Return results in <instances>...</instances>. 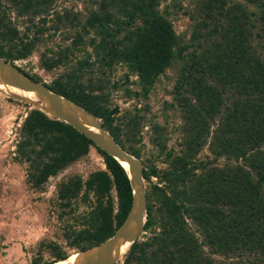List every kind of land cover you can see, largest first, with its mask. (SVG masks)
<instances>
[{
    "label": "trees",
    "instance_id": "1",
    "mask_svg": "<svg viewBox=\"0 0 264 264\" xmlns=\"http://www.w3.org/2000/svg\"><path fill=\"white\" fill-rule=\"evenodd\" d=\"M7 1L10 11L19 17H29L32 25L27 32L37 27L35 19L46 15L55 3V0ZM246 1L249 7L230 0H201V10L206 11V19L213 23L210 29L212 24L206 25L211 44L207 42L202 46L203 54L197 59L195 55L193 63L184 68L179 82L181 89L178 88L176 94L178 105L190 123L187 152L206 142L211 126L222 116L213 141V145L219 144L216 154L250 159L253 173L242 171L240 177L231 178L208 174L198 180L201 184L197 189L187 193L186 184L191 179L188 163L182 160L180 168L175 170L173 183L176 192L181 182L183 196L174 191L176 197L164 195L158 216L161 232L150 242L133 244L125 264H214L212 256L220 253L226 244L222 233L228 230H233V235L243 234V242L257 244L264 250V61L249 45L251 32L257 26L258 12L264 21V0ZM158 7L159 0H102L81 26V32L75 35L77 46L94 48L95 63L79 62L77 70L72 69L47 85L51 91L101 119L103 127L122 147L136 139L139 125L138 121L114 123L118 109H109L108 76L118 64H126L139 76L140 85L147 92L157 76L171 64L177 41L172 25L160 14ZM69 14L68 11L58 14L57 24L70 22L77 28L74 23L79 19ZM7 19V8L0 1V29L10 27L5 23ZM38 24L45 23L39 20ZM37 28L34 38L25 40L16 29L0 32L4 43L20 39L15 54L6 56L0 51V56L11 61L27 57L45 31ZM90 32L97 36L84 40ZM232 33L234 36L230 38ZM53 64L48 65L50 69L56 68ZM89 64L92 69H88ZM29 134H33L42 147L29 152L36 144L24 140L20 143V153L32 164L30 179L38 187L87 154L91 146L100 152L107 173L96 172L86 183L87 192H92L97 199L87 213L88 228L78 234L76 245L87 249L113 236L126 219L133 200L131 181L125 169L73 127L44 113L33 112L27 118L23 135ZM82 188L81 181L64 186L59 198L62 201L77 198ZM113 188L120 199L117 214L111 196ZM151 213L150 207L147 226L153 223ZM186 216L201 225L205 242H198L194 234L185 230ZM233 235L229 232V236ZM205 247L209 248L208 252ZM57 259L54 263L66 257L58 256Z\"/></svg>",
    "mask_w": 264,
    "mask_h": 264
},
{
    "label": "rangeland",
    "instance_id": "2",
    "mask_svg": "<svg viewBox=\"0 0 264 264\" xmlns=\"http://www.w3.org/2000/svg\"><path fill=\"white\" fill-rule=\"evenodd\" d=\"M0 1L7 8L8 19L5 23L10 26L0 29V32L16 29L19 36L25 40L34 38L37 27L45 30L27 57L16 61L8 60L17 63L31 77L46 85H52L60 75L67 74L72 69L77 70L79 62L86 60L95 63L94 48L83 44L77 46L75 35L77 31L81 32V26L85 24L90 13L98 9L102 0H55L54 7L48 8L46 15L37 17V27L29 29L28 32L27 28L32 25L29 23V17H19L9 10L11 6L7 0ZM230 1L249 7L246 0ZM200 2L201 0H159V12L172 25L177 44L171 64L157 76L154 85L147 92L140 85L139 76L126 64H118L113 74L108 76L109 109H118L114 123L119 125L126 121H138L139 125L136 139H131L132 142L124 144L123 147L139 159L144 167L148 205L152 210L153 223L147 226L148 221L146 222L143 233L136 241L138 243L150 242L161 232L158 216L160 200L164 195L168 198L176 197L172 191L182 195L184 187L181 182L176 192L173 183L175 170L180 168L182 160L188 163L191 179L186 184L187 193L197 189L201 184L198 180L209 175L231 178L234 175L240 177L242 171L253 173L250 159H237L231 154H216L219 144L213 145V141L215 129L219 126L222 116L216 123H212L206 142L187 152L190 123L178 105L176 93L178 88L181 89L179 82L184 68L188 63H193L195 55L197 59L203 54L202 46H206L207 42L211 44L207 36L209 29L213 28V23L206 19V11L201 10ZM252 10L256 11V8L252 7ZM66 11L71 17L79 19V22L74 23L77 28H73L70 22L57 24L56 16L64 15ZM260 15L258 12L257 26L251 32L249 45L264 61V21ZM39 20L45 24H38ZM206 25L211 26L207 29ZM57 26L60 29H57ZM94 35L97 36L90 32L84 40L92 39ZM233 36L234 33L230 34V38ZM2 41L4 40L0 36V51L6 56L17 52L20 39L10 43ZM52 63L56 66L55 69L49 68L48 65ZM87 67L92 69L90 64ZM97 68L98 65L95 66V69ZM184 88L186 87L182 89ZM180 94L184 97L181 90ZM33 112H41L55 119L38 106L0 90V264L54 263L58 256L67 258L75 254L81 255L92 248L84 249L83 246L76 245V240L78 234L88 228L87 213L89 214L90 207L97 199L92 192H87L86 183L96 172L107 173L104 157L91 146L87 154L51 176L44 185L36 186L30 179L32 164L22 158L20 153V143L24 140L36 144V147H30L29 152H33L34 148L39 151L42 147L33 134L23 135L24 124ZM97 119L103 125V121ZM78 181L83 184L79 196L62 201L59 198L61 189ZM111 196L114 213L117 214L120 199L114 188ZM184 228L194 234L198 242L206 241L201 225L188 216L185 217ZM229 232L234 234L233 230L222 233L226 244L222 246L220 253L212 256L214 264H264L263 249L257 244L243 242V234L229 236ZM131 248L120 262L115 264H125ZM204 249L209 251L208 247ZM60 261L64 260L58 262Z\"/></svg>",
    "mask_w": 264,
    "mask_h": 264
},
{
    "label": "water",
    "instance_id": "3",
    "mask_svg": "<svg viewBox=\"0 0 264 264\" xmlns=\"http://www.w3.org/2000/svg\"><path fill=\"white\" fill-rule=\"evenodd\" d=\"M0 77L10 86L34 93L42 98L44 108L28 99L18 97L38 106L56 120L73 127L92 141L97 148L114 158L127 172L133 189V200L126 219L113 236L83 252L81 254L83 257L74 264L117 263L124 256L125 246L128 243L131 246L136 243L148 221L149 205L142 163L123 148L90 112L72 100L51 91L45 83L34 80L24 72L17 63L8 61L1 56ZM79 116L84 120H81Z\"/></svg>",
    "mask_w": 264,
    "mask_h": 264
},
{
    "label": "bare ground",
    "instance_id": "4",
    "mask_svg": "<svg viewBox=\"0 0 264 264\" xmlns=\"http://www.w3.org/2000/svg\"><path fill=\"white\" fill-rule=\"evenodd\" d=\"M0 90L11 96L20 97L22 99H28L36 104H39L43 108L45 107L42 98H40L34 93L25 92L19 88L8 85L6 82H4L1 79V77H0ZM79 118H81V120H84L81 116H79ZM123 165L125 166V164ZM130 246H131L130 243H128L125 246L123 255L127 254L126 252L129 250ZM82 257H83L82 255L75 254V255H71L70 257H67L64 261H60L54 264H74L77 260L81 259Z\"/></svg>",
    "mask_w": 264,
    "mask_h": 264
}]
</instances>
